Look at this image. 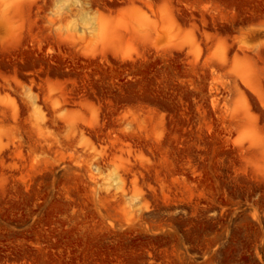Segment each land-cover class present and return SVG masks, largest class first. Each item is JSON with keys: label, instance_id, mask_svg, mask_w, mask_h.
<instances>
[{"label": "rangeland", "instance_id": "rangeland-1", "mask_svg": "<svg viewBox=\"0 0 264 264\" xmlns=\"http://www.w3.org/2000/svg\"><path fill=\"white\" fill-rule=\"evenodd\" d=\"M0 264H264V0H0Z\"/></svg>", "mask_w": 264, "mask_h": 264}]
</instances>
